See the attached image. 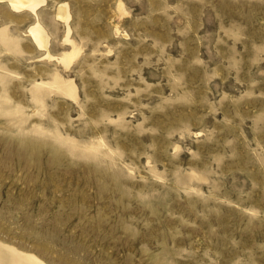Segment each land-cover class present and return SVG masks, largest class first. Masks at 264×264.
I'll list each match as a JSON object with an SVG mask.
<instances>
[{
  "label": "rangeland",
  "instance_id": "obj_1",
  "mask_svg": "<svg viewBox=\"0 0 264 264\" xmlns=\"http://www.w3.org/2000/svg\"><path fill=\"white\" fill-rule=\"evenodd\" d=\"M58 3L66 68L0 1V241L48 264H264V0H44L54 55Z\"/></svg>",
  "mask_w": 264,
  "mask_h": 264
},
{
  "label": "bare ground",
  "instance_id": "obj_2",
  "mask_svg": "<svg viewBox=\"0 0 264 264\" xmlns=\"http://www.w3.org/2000/svg\"><path fill=\"white\" fill-rule=\"evenodd\" d=\"M5 1L13 10H28L35 15V19L28 26L27 31L30 33L33 41L36 43L37 47L43 49L42 56L46 58H53L57 62L61 63L65 68L68 67L72 59L79 53V47L76 45L74 40L69 35V25L67 20H69V13L66 9L64 3H58L55 8L56 18L62 19L65 22L66 30L64 36L62 37V42L69 45L67 50L61 51L60 54L54 55L48 49V35L46 33L45 27L41 24L39 19L36 17V10L44 2V0H0ZM54 17V18H55ZM122 34L126 33L122 31ZM1 40L6 41V37L1 34ZM55 86L65 92L67 95L75 97V90L71 80H65L59 75H54L53 81ZM39 88L35 85V90ZM35 99H38V95H35ZM0 264H48L41 258H39L34 253L23 251L7 243L0 241Z\"/></svg>",
  "mask_w": 264,
  "mask_h": 264
}]
</instances>
